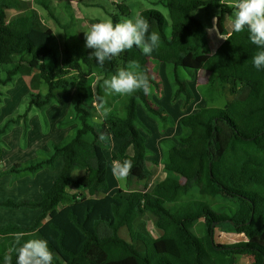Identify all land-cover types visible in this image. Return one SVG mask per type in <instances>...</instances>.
<instances>
[{
    "label": "trees",
    "instance_id": "trees-1",
    "mask_svg": "<svg viewBox=\"0 0 264 264\" xmlns=\"http://www.w3.org/2000/svg\"><path fill=\"white\" fill-rule=\"evenodd\" d=\"M158 1L168 8L170 21L156 8L139 14L148 19L150 31L158 32L161 38L150 56L133 47L100 66L89 51L81 60L75 59L69 44H65V64L61 67L63 59L46 44L52 30L43 24L30 2L0 0V64L13 65L0 84L10 82L24 64L35 69L31 87L47 88L45 94L32 97L31 104L38 107L50 103L57 90L78 85L73 110L80 123L75 135L50 157L12 168L16 173H34L52 165L58 155L63 159L52 187L40 199L0 201V206L38 211L28 225H0V264H4L6 254L15 264L17 234H23L24 240L46 239L54 253L53 264H237V255L248 256L252 264H264V69L258 70L252 63L258 49L249 40L247 29L228 33L224 19L233 8L224 0ZM41 2L54 17L50 7ZM203 6L220 9L217 29L227 35L215 51L207 27L194 15ZM10 9L23 12L10 18ZM109 13L116 23L130 16L131 9L126 3H117L115 11ZM152 59L171 64L174 97L184 94L186 101L192 97L180 68L207 71L232 97L223 105L204 106L180 119L184 132L176 141L162 142L166 148L162 163L168 176L151 191L119 188L98 197L101 189L108 188V157L100 135L119 140L110 157L113 162L132 161L128 179H149L153 173L146 164L148 146L138 116L139 105L160 120L166 118L149 94L140 91L129 96L125 116L107 115L99 131L90 121L95 107L89 77L97 65L104 73L100 85L107 75L137 60L151 86L159 88L150 70ZM72 72L78 76L75 84L63 77ZM215 90L211 87L210 93ZM6 129L7 125L0 129V135ZM76 169L85 170V174L74 178ZM69 185L86 193H71ZM193 190L203 199H192L175 208L168 206L169 197H184ZM220 196L231 198L236 206L217 210L204 199ZM150 217L162 231L159 236L148 229ZM201 221L203 228L197 234L194 228ZM215 224L227 225L245 239L219 243ZM124 229L128 238L122 235Z\"/></svg>",
    "mask_w": 264,
    "mask_h": 264
},
{
    "label": "rangeland",
    "instance_id": "rangeland-1",
    "mask_svg": "<svg viewBox=\"0 0 264 264\" xmlns=\"http://www.w3.org/2000/svg\"><path fill=\"white\" fill-rule=\"evenodd\" d=\"M51 6V8L63 21L64 15H69L66 12V9L63 10L64 5H71V2H67L66 0H45ZM74 1L73 5L76 4ZM79 2H96L99 3V6H81L80 11H74L75 16H79L82 18L81 14L89 19V20H111V16L109 12L115 11L117 7V3H126L130 9L131 14L128 18H133L136 15L140 14L141 11L149 8L159 9L170 21L169 19V11L168 8L163 6L161 3L158 4V0H78ZM231 1V0H226ZM235 1V0H232ZM69 3V4H68ZM157 4V5H155ZM38 9L43 13L47 26L49 25L54 30V34L51 37H48L46 40V44L50 47L54 48L61 59V63L59 64L61 67H64L62 64L64 63L65 57V44H69V47L74 54L75 59L81 60L82 54L89 51L92 52L91 49L85 47V35L84 32L88 31L89 27L93 24L90 21H86V25L81 24L80 26H69L68 29L71 28L70 37H68V31H65V27L60 28L59 24H56L43 10L44 7L40 4H37ZM74 9V8H73ZM216 11L220 14V9L217 7H200L194 11V15L201 20L207 28H210V19L212 17L211 14ZM78 18V17H77ZM125 18V17H121ZM79 19V18H78ZM67 39V40H66ZM150 70L151 74L154 77V80L157 84H159V88L152 86L151 94H149L150 99L153 101L157 108L161 111L162 115L166 118V120H160L156 115H150L147 113L146 109L142 104L139 105L138 116L141 120V129L146 136L147 146H148V161L146 164L149 168L153 169V175L150 176L149 179H136L130 181L125 185V180H118L113 175V161L111 160V143H107L110 138L107 136L105 141H101L103 146L105 147V151L108 157V168H107V180H108V188L104 189L108 192H115L116 185L126 187L127 189L138 188V189H148L151 191L155 184L160 180L164 179L166 176L164 170L158 168L157 165L152 164L154 161H163L165 154V144L164 141H176L177 137L184 132L180 125V119L186 114L196 111L201 107L208 105H223L226 99L231 98L232 96L229 94L228 89L222 87L219 84L218 80L214 78L207 71H195L190 72L184 68L179 69V74L182 78L186 80L187 88L192 94L191 99L186 101V97L184 94H180L179 96L174 97V92L176 88L173 84V68L171 64L168 63H160L157 60L152 59L150 61ZM94 73L89 77V84L93 90L92 97V105L95 107L94 115L95 117H91L90 121L95 124L99 131L102 132V114L103 109L100 106V103L97 100V97L103 96L102 83L105 78H103L101 84L99 85V81L104 76L103 71L95 65L93 67ZM87 70V69H86ZM112 74L107 75L106 78H109ZM68 81H71L72 84L77 82L78 76L75 72H72L68 75H64ZM66 80V81H67ZM216 87L217 90L215 92L210 93V88ZM100 88V89H99ZM218 88L220 90H218ZM129 96H119V95H111L105 97L104 102L107 107L110 108V115H114L116 117H123L126 115V103L128 102ZM185 98V99H184ZM65 108V107H64ZM64 108H61L62 110ZM40 110V109H39ZM41 113V112H40ZM104 115V114H103ZM108 115V114H107ZM106 115V116H107ZM105 116V115H104ZM116 143H119V140L115 139ZM49 157L51 155H48ZM151 156V157H150ZM153 157V158H152ZM160 164V163H159ZM55 162L46 167L47 170L44 173L43 177H47L45 182H49L52 180L53 176L58 174V170L60 165ZM81 169H76L73 176L75 178L80 176ZM37 174L34 173H11L7 175L5 179L0 182V201L6 202L8 200L13 199L14 201H20L22 199H33L38 196V199L41 197V194L44 191L49 190L48 188L51 185H43V182L34 181ZM129 181V180H128ZM21 191V192H20ZM43 191V192H41ZM23 197V198H22ZM22 198V199H21ZM192 199H203L199 196L195 190H193L189 195L184 197H169L168 206L170 208L178 207L181 204H184ZM209 201V203L217 210H229L236 206L235 201L231 198H226L223 196L216 198H204ZM37 212V213H36ZM38 215V211L30 210V209H15L8 208L6 206H0V225H6L9 223H16L22 225H28L32 223ZM202 221L197 223L194 228V231L198 234L202 227ZM217 226V224H215ZM148 229L152 233L153 236H159L162 231L158 229L154 225L153 217L148 219ZM122 235L128 238V232L126 229L122 231ZM215 239L219 243H235L245 239L243 234H239L236 231L229 228L227 225L217 226L215 230ZM237 264H252V259L246 255H237Z\"/></svg>",
    "mask_w": 264,
    "mask_h": 264
},
{
    "label": "crops",
    "instance_id": "crops-1",
    "mask_svg": "<svg viewBox=\"0 0 264 264\" xmlns=\"http://www.w3.org/2000/svg\"><path fill=\"white\" fill-rule=\"evenodd\" d=\"M22 1L30 2L31 6L38 12L43 24L52 30V35H53L54 34L53 28H51L49 25L47 26L43 13H41V11L38 9V6H36L37 4L42 5L44 7L43 10H45L44 12L49 16L50 15L49 11L46 9V7L44 6V4H42L41 1H44V3L48 5L52 11H54L51 8L50 4L45 0H22ZM74 1L75 0H68L67 2H71V5L69 6L64 5L63 10L66 9V12L69 14V15H64V21L55 12H53L54 17L51 15L49 16L56 24H59L60 28L61 26L65 27L64 30L68 31V37L71 36L70 34L71 28L68 29L70 25L81 27V24L86 25V22L84 20L94 23L93 19L89 20L85 18L82 14H81L82 18L77 15L75 16L74 11H80L81 13V6H85V7L99 6L98 5L99 3L96 2L87 3L81 1L79 2L78 0L76 1V4L73 5ZM224 2L230 5L235 3V1L232 0L231 1L224 0ZM210 7H216V6H210ZM22 12L23 11L21 9H10L8 11V14L9 17L12 18L21 14ZM211 15H212L210 19L211 26L210 28H207V31L209 34V38L213 50L215 51L223 43L227 35L221 34L217 29L216 24H217V16L219 15V12L216 11ZM230 18H231V13H227L224 19L225 26L229 34L232 32ZM12 68L13 65L0 64V81L6 79L8 70ZM35 72H36L35 69L32 70L28 69L24 64L23 69H21L17 74H15L10 82L0 84V129H2L4 126L7 125L6 131L0 135V147L2 150L0 154V182L3 179H5L7 175L12 173L13 167L17 165L23 167L38 160L48 158L49 157L48 155H53L57 150V148L68 142L75 135L76 130L80 124L73 110V105L79 90L78 85H73L72 87L66 90H57L55 97L51 100L50 103L38 107L36 105L31 104L32 97L37 93L45 94L47 92V88L44 85H42L37 90L31 87V79ZM61 108L64 109L62 110ZM108 115H110V113H108ZM93 117H95V115ZM102 117L103 118L101 120L103 121L104 117L106 116L102 114ZM109 138H110L109 141L112 145L111 149L109 150L111 153L113 150L117 149L119 143L117 144L112 136H109ZM76 146L82 147V144L77 143ZM148 158L149 156H147V161ZM56 162L58 165H60V168L58 170L60 171L63 165V159L60 155L56 156ZM152 164L157 165L158 168L162 167V169L166 174L164 179L168 176L166 170L164 169V164L161 161H155V162L153 161ZM46 167L48 166H45L43 169L34 172V174H37L34 181L38 180L41 183L43 182V185L45 186H47L49 183V182H45L47 177L46 178L43 177L44 173L47 170ZM149 169L151 170V172L153 171L152 168ZM25 172L32 173L29 171H24L20 173H25ZM84 174H85V170H81L80 176L77 178L82 177ZM57 175L53 176L52 180L50 181L49 185H51V187ZM136 179H141V178L138 177H132L130 179L126 178L125 185H127L128 182ZM119 188L125 190H142L138 188L127 189L126 187L123 188V186H120V184L116 185L115 189L117 190ZM67 190L71 193H76V192L82 194L86 193L85 190H79L72 185H69L67 187ZM147 190H149L148 187ZM111 191L108 192L104 189H101L98 192L97 196L98 197L105 196L109 193H112ZM34 200H38L37 194L36 197H34Z\"/></svg>",
    "mask_w": 264,
    "mask_h": 264
},
{
    "label": "clouds",
    "instance_id": "clouds-1",
    "mask_svg": "<svg viewBox=\"0 0 264 264\" xmlns=\"http://www.w3.org/2000/svg\"><path fill=\"white\" fill-rule=\"evenodd\" d=\"M231 7V30L241 33L247 29L249 40L258 49L252 57L253 66L258 70L264 69V0H235ZM150 27L148 19L139 14L133 18H122L116 23L110 19L96 22L84 32L85 47L92 50L89 56L100 66L133 47L138 48L143 55L150 56L159 47L161 39L158 32L150 31ZM102 89L104 95L97 97V100L106 116L110 108L104 102L105 97L114 94L131 96L140 91L148 95L151 94L152 86L140 63L130 60L125 67L119 68L115 74L103 80ZM106 139V135L102 133L100 140ZM132 167L131 160L114 161L113 175L118 180H124L131 173ZM13 251L16 253L15 264L54 262V253L48 241L43 238L24 240L23 234H17ZM4 264H12L11 255L4 256Z\"/></svg>",
    "mask_w": 264,
    "mask_h": 264
}]
</instances>
